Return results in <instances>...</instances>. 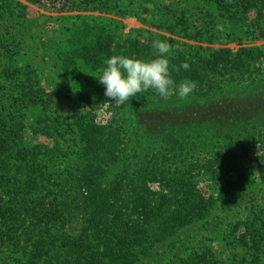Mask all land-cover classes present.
Segmentation results:
<instances>
[{"label":"trees","instance_id":"1","mask_svg":"<svg viewBox=\"0 0 264 264\" xmlns=\"http://www.w3.org/2000/svg\"><path fill=\"white\" fill-rule=\"evenodd\" d=\"M87 1L94 0H60L54 6L79 9L83 3L87 7ZM215 5L227 21L237 17L235 21L246 27L247 37L264 38V0H215ZM26 8L18 0H0V16H24ZM147 39L122 45L112 35L98 31L75 46L64 61L79 83L77 93L84 110L66 122L75 135L78 161L73 170L61 173L49 167L54 149L42 143L30 146L24 139L23 110L37 105L45 109L49 96L42 97L39 92L44 91L34 82H25L32 80L28 72L0 63V253L15 257L18 264H139L182 228L206 219L218 204L244 187L242 170L247 158L238 141L230 139L207 158L190 154V146L182 137L173 136L174 132L152 135L156 130L141 119L161 116L144 115L138 109L148 97L157 95L152 89L137 94L141 103L136 97L129 101L136 106L135 125H144L140 134L129 133L124 112L99 117V111L111 101L96 77L105 59L115 55L152 58V41L157 38L150 35ZM6 43L0 36L3 54ZM168 59L170 69L183 61L190 65L187 70L171 71L177 83L184 79L196 82L193 93L178 97L185 103L209 101L213 95L232 94L264 81V47L219 48L209 54L179 53ZM25 72L28 78H24ZM9 79L15 82L6 85ZM173 96L167 100L175 101ZM262 97L263 102L264 93ZM58 123L47 125L50 131L41 126L40 133L53 139L63 136ZM150 125L156 124L150 121ZM263 133L257 130L253 135L260 140ZM201 182L204 185L199 186ZM74 218H81L82 226L72 235L65 227ZM237 238L251 255H258L264 243V220L255 214ZM168 264H219V260L208 249Z\"/></svg>","mask_w":264,"mask_h":264},{"label":"rangeland","instance_id":"2","mask_svg":"<svg viewBox=\"0 0 264 264\" xmlns=\"http://www.w3.org/2000/svg\"><path fill=\"white\" fill-rule=\"evenodd\" d=\"M18 1L27 6L24 16H0V36L7 41L4 54L0 50V63L28 72L33 81L27 79L25 82H34L44 91V94L39 92L42 97L49 96L45 109L37 105L23 110L24 139L30 146L42 143L54 149L49 167L57 173L77 166L76 139L66 122H72L74 116L84 110L77 93L79 83L69 72L72 67H67L64 61L75 46L89 41L96 32L110 34L122 45L134 41L143 43L152 35L178 45L171 55L180 53L193 57L219 48L264 47V38L247 37L246 27L241 26L239 20L235 21L237 17L227 21L215 0H94L87 1V7L83 3L79 5L81 8L69 10L55 8L54 3L60 0ZM75 60L78 64L79 60ZM26 72L24 78H28ZM14 82L9 79L5 83L12 85ZM262 93L264 81L246 90L213 95L209 101L193 104L185 103L178 96L172 97L175 101H168L158 94L148 97L146 103L139 99L138 109L144 115L161 116L158 122L156 118L141 119L144 125L156 130L152 135L174 132L173 136L182 137L190 146V154L207 158L231 139L239 142L236 145L247 158L242 170L246 181L241 190L218 204L206 219L182 228L139 264H168L191 252L208 249L219 264H264V243L258 255H251L237 238L244 232L245 222L254 219L255 214L259 215V220H264V135L260 140L253 135L257 130L264 132ZM129 101L120 107L109 101L99 111V117L124 112L129 133L140 134L144 125H135L136 106ZM227 113L229 117H220ZM57 121L61 122L58 127L65 132L63 136L55 135V140L40 133L41 126L47 130V125ZM150 121L156 125H150ZM194 171L200 176L198 169ZM202 185L204 182L199 184ZM81 226V218H74L66 224L65 230L75 235ZM10 257L0 253V264H18L15 257Z\"/></svg>","mask_w":264,"mask_h":264},{"label":"clouds","instance_id":"3","mask_svg":"<svg viewBox=\"0 0 264 264\" xmlns=\"http://www.w3.org/2000/svg\"><path fill=\"white\" fill-rule=\"evenodd\" d=\"M178 45H171L167 41L154 39L152 58L139 59L125 55L108 56L101 73L96 76L99 83L104 86V95L110 98L116 107L122 106L125 101L136 97L149 89L155 91L160 97L168 99L176 95L181 99L193 93L196 82L188 79L177 83L171 71L187 70L190 65L187 61L181 62L170 69L168 56L172 49Z\"/></svg>","mask_w":264,"mask_h":264}]
</instances>
